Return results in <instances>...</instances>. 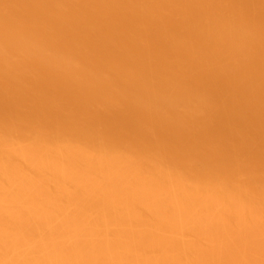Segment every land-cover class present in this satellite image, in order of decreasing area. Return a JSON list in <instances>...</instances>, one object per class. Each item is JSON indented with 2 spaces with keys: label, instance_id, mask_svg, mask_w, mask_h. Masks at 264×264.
Instances as JSON below:
<instances>
[{
  "label": "bare ground",
  "instance_id": "bare-ground-1",
  "mask_svg": "<svg viewBox=\"0 0 264 264\" xmlns=\"http://www.w3.org/2000/svg\"><path fill=\"white\" fill-rule=\"evenodd\" d=\"M0 264H264V0H0Z\"/></svg>",
  "mask_w": 264,
  "mask_h": 264
}]
</instances>
